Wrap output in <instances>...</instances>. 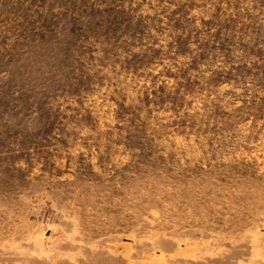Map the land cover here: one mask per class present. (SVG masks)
Instances as JSON below:
<instances>
[{"label":"rangeland","instance_id":"rangeland-1","mask_svg":"<svg viewBox=\"0 0 264 264\" xmlns=\"http://www.w3.org/2000/svg\"><path fill=\"white\" fill-rule=\"evenodd\" d=\"M0 264H264V0H0Z\"/></svg>","mask_w":264,"mask_h":264}]
</instances>
